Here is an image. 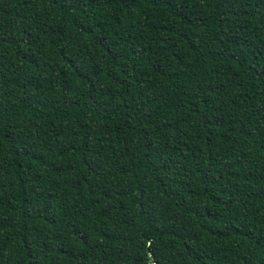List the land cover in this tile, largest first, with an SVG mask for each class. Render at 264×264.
<instances>
[{"label":"trees","instance_id":"obj_1","mask_svg":"<svg viewBox=\"0 0 264 264\" xmlns=\"http://www.w3.org/2000/svg\"><path fill=\"white\" fill-rule=\"evenodd\" d=\"M0 264H264V0H0Z\"/></svg>","mask_w":264,"mask_h":264},{"label":"water","instance_id":"obj_2","mask_svg":"<svg viewBox=\"0 0 264 264\" xmlns=\"http://www.w3.org/2000/svg\"><path fill=\"white\" fill-rule=\"evenodd\" d=\"M151 259V258H150Z\"/></svg>","mask_w":264,"mask_h":264}]
</instances>
